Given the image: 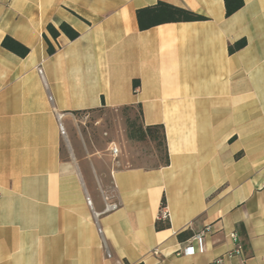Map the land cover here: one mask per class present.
I'll use <instances>...</instances> for the list:
<instances>
[{"label":"crops","instance_id":"0c3cea01","mask_svg":"<svg viewBox=\"0 0 264 264\" xmlns=\"http://www.w3.org/2000/svg\"><path fill=\"white\" fill-rule=\"evenodd\" d=\"M158 3L205 20L141 31ZM62 23L79 36L52 38ZM128 106L163 126L168 165L125 166L74 130ZM263 187L264 0L229 17L223 0H0V264H264Z\"/></svg>","mask_w":264,"mask_h":264},{"label":"trees","instance_id":"16d2710c","mask_svg":"<svg viewBox=\"0 0 264 264\" xmlns=\"http://www.w3.org/2000/svg\"><path fill=\"white\" fill-rule=\"evenodd\" d=\"M225 7V16L229 17L237 10H239L243 6V0H223ZM137 22L139 29L146 30L153 26L168 23V22H191V21H202L205 20L204 17L197 15L191 11L173 7L170 5H166L163 3H158L157 5L145 9H141L137 11ZM47 31L51 35L52 38L56 39L60 33L64 34L69 40L76 39L79 34L68 26L65 23L59 25L58 30L55 29L52 25L47 26ZM48 48L47 52L49 55H52L55 50L50 45L46 37L44 36ZM246 45L245 39H240L235 42L233 45L228 47L229 53H233L237 50H240ZM1 46L14 53L19 57H25L29 50L18 42L10 39L9 37L4 38L1 43ZM137 84H135V87ZM125 114V123H126V136L128 140L135 142H148L151 143L154 147V150L157 154L160 155L162 159L161 165H168L169 158L167 153L165 132L162 125H154V126H144L142 123V111L140 106H128L121 108ZM136 111L135 116H131L130 112ZM164 205V201L162 203ZM169 227L168 221L161 222L158 221L155 224V228L157 230H162ZM190 235L191 233H181L178 235L180 240L183 237Z\"/></svg>","mask_w":264,"mask_h":264},{"label":"rangeland","instance_id":"374dc122","mask_svg":"<svg viewBox=\"0 0 264 264\" xmlns=\"http://www.w3.org/2000/svg\"><path fill=\"white\" fill-rule=\"evenodd\" d=\"M125 112L122 109H99L88 113L74 114V130L80 132L89 145L95 147L106 145L113 141L126 152L125 166L156 167L162 164V159L151 143L135 142L127 139ZM136 111L130 112L135 116ZM100 144V145H99ZM64 145V144H63ZM119 156V155H118ZM62 158H67L65 150ZM118 157L115 158L117 161ZM112 189L99 190L103 196L111 195Z\"/></svg>","mask_w":264,"mask_h":264},{"label":"built area","instance_id":"2783aa9c","mask_svg":"<svg viewBox=\"0 0 264 264\" xmlns=\"http://www.w3.org/2000/svg\"><path fill=\"white\" fill-rule=\"evenodd\" d=\"M39 73H41V70H39ZM59 129H60V132L63 134V128H62L61 124H59ZM110 152H111V155H112L113 158H116L118 156V154H119L118 148L116 146H114V145H112L110 147ZM263 190H264V187H263ZM111 199H112V197L103 196V201L105 203V207H104L103 213L110 212V211H113V210L117 209L118 203L115 202V201H111ZM86 202H87L88 205L91 204L89 198H86ZM93 215H94V222H95V225L97 227V232H98V234H99V236L101 238L102 245H103V247L106 250L105 242H104V239H103V233H102V230L99 228L98 222H97V216L98 215L96 213H94ZM159 220L160 221H167L168 220V214H167L166 208L164 206H162L161 209H160ZM232 238H235V236L232 235ZM199 239H200V235L196 236V240H199ZM235 253L236 254H241V251L239 249H236ZM106 255H107V257H110V255H109V253L107 251H106ZM221 263H222L221 259H215L213 261H210L207 264H221Z\"/></svg>","mask_w":264,"mask_h":264}]
</instances>
